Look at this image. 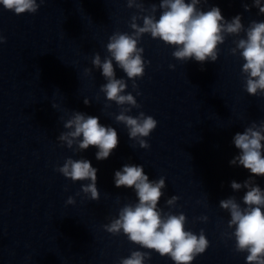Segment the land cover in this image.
Wrapping results in <instances>:
<instances>
[{"label":"water","instance_id":"1","mask_svg":"<svg viewBox=\"0 0 264 264\" xmlns=\"http://www.w3.org/2000/svg\"><path fill=\"white\" fill-rule=\"evenodd\" d=\"M142 2L146 9L157 6L158 19L160 0ZM246 2L251 7V0ZM213 6L229 21L241 15L245 28L253 20L264 21L257 8L245 11L241 0L198 5L205 11ZM133 15L140 13L128 8L127 0H45L36 13L21 15L0 5V34L6 39L0 45V264H120L137 250L150 253L145 264H174L122 232L113 235L103 228L125 204L138 202L133 189L115 186L114 174L125 164L143 165L150 180L163 177L158 208L183 213L186 230L199 235L203 229L209 247L192 264H246L247 253L236 252L235 239L222 235L234 229L227 227L230 213L219 205L235 196L244 207L246 189L234 192L230 185L251 174L229 164L239 154L233 137L264 120V95L246 92L245 61L230 53L238 37H226L217 61L201 65L176 60L175 48L145 34L139 46L150 63L136 80L138 96L113 61L116 77L128 84L124 94L131 93L141 105L128 114L143 111L157 121L145 138L150 147L143 149L115 121L120 108L100 91L107 81L91 63L96 53L102 60L109 55L106 44L114 32L131 33ZM86 68L91 75H84ZM74 111L116 129L119 144L109 158L98 161L95 147L77 152L76 144L69 149L57 139ZM69 157L87 159L98 169L99 200L81 191L90 181L73 182L56 170ZM254 179L264 190V177ZM69 196L75 204L66 203ZM172 196L179 199L169 208L166 201Z\"/></svg>","mask_w":264,"mask_h":264},{"label":"clouds","instance_id":"2","mask_svg":"<svg viewBox=\"0 0 264 264\" xmlns=\"http://www.w3.org/2000/svg\"><path fill=\"white\" fill-rule=\"evenodd\" d=\"M245 11L251 7L264 14L262 0H251V7L246 0H241ZM45 0H0L5 10L17 15L36 13ZM208 0H160L159 18L156 17L157 6L153 4L146 9L142 0H127L128 8H136L140 15H133L129 23L131 33L114 32L106 44L107 55L103 60L96 53L91 61L93 67L102 70L101 74L107 81L100 86V91L108 102H115L120 108L115 121L125 125L128 137L139 144L140 148L150 147L145 138L149 137L157 127V121L143 111L138 115H129L133 108L139 109L140 104L131 93L124 94L128 84L124 78H117L113 61L132 80V89L138 91L136 80L143 78L146 62L143 58L144 48L140 47L141 38L150 34L152 39H159L164 44L175 48L172 56L179 61L194 60L201 65L206 62H216L219 45L226 37L233 36L235 47L230 49L232 55H239L245 62L242 65V75L245 77V90L251 96L264 95V21H251L247 28L242 24V16L236 15L230 21L226 20L219 7L213 6L207 11L198 7ZM147 13V14H144ZM142 20L140 26L137 21ZM246 38H239L241 33ZM6 42L0 34V45ZM174 68L175 65H169ZM203 70V68H202ZM92 69H84V75H91ZM84 103L89 104L88 99ZM53 108L57 105H53ZM105 107H111L107 103ZM67 131L61 132L57 139L69 149L76 144L75 151L95 147L98 161L109 158L118 147L119 138L115 128L102 125L99 117L74 111L64 123ZM264 120L259 124L253 122L244 131L237 132L233 144L239 154L229 161L231 166H242L251 174L243 183L231 182L234 192L246 189L243 195V205L237 202L235 196L219 202L222 209L230 213L227 227L234 229L222 235L235 239V251L247 253L246 264H264V190L256 183L254 177H264ZM65 178L73 182L90 181L82 185L81 191L92 201L100 198L97 188V171L87 159L74 160L67 158L62 167L56 169ZM117 188L133 189L138 202L128 203L120 208L118 218L103 225L108 233L119 235L121 232L128 240L141 248L154 250L161 257H169L174 264H192L195 258L203 254L209 247L203 229L199 235L186 230L187 218L183 213L173 214L158 208V203L164 195L166 187L163 177L150 180L145 174L143 165L125 164L114 174ZM80 195V193H77ZM179 197L172 196L166 201L169 208L174 207ZM75 199L69 196L66 203L75 204ZM199 220L206 222L207 216ZM151 259L149 252L132 251L130 256L122 258L120 264H145Z\"/></svg>","mask_w":264,"mask_h":264}]
</instances>
